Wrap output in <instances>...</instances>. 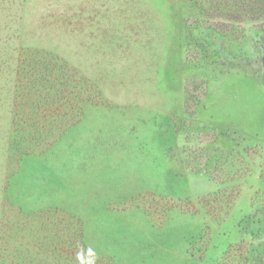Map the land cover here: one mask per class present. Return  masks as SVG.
Here are the masks:
<instances>
[{
	"label": "rangeland",
	"instance_id": "1",
	"mask_svg": "<svg viewBox=\"0 0 264 264\" xmlns=\"http://www.w3.org/2000/svg\"><path fill=\"white\" fill-rule=\"evenodd\" d=\"M250 4L0 0V264H264Z\"/></svg>",
	"mask_w": 264,
	"mask_h": 264
},
{
	"label": "trees",
	"instance_id": "2",
	"mask_svg": "<svg viewBox=\"0 0 264 264\" xmlns=\"http://www.w3.org/2000/svg\"><path fill=\"white\" fill-rule=\"evenodd\" d=\"M250 2L256 3L254 6L252 4H250V10H251V15H253V17L255 16V19H259L260 15L263 14L264 15V0H249ZM259 17V18H258ZM252 36L253 38L256 39H260L259 41L260 43V53L263 59V53H264V36H260V32L259 30H252Z\"/></svg>",
	"mask_w": 264,
	"mask_h": 264
},
{
	"label": "flooded vegetation",
	"instance_id": "3",
	"mask_svg": "<svg viewBox=\"0 0 264 264\" xmlns=\"http://www.w3.org/2000/svg\"><path fill=\"white\" fill-rule=\"evenodd\" d=\"M263 66H264V53H263Z\"/></svg>",
	"mask_w": 264,
	"mask_h": 264
}]
</instances>
